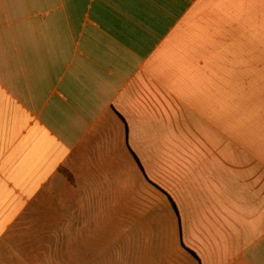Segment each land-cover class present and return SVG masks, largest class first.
Wrapping results in <instances>:
<instances>
[{"label":"crops","instance_id":"obj_1","mask_svg":"<svg viewBox=\"0 0 264 264\" xmlns=\"http://www.w3.org/2000/svg\"><path fill=\"white\" fill-rule=\"evenodd\" d=\"M71 194L92 264H264V0H0V244Z\"/></svg>","mask_w":264,"mask_h":264},{"label":"rangeland","instance_id":"obj_2","mask_svg":"<svg viewBox=\"0 0 264 264\" xmlns=\"http://www.w3.org/2000/svg\"><path fill=\"white\" fill-rule=\"evenodd\" d=\"M67 222L66 244L61 246L59 257V244L46 242V231L43 228L42 212H24L18 222L8 232L6 240L0 244V264H92L89 243H84V251L80 248L79 237L89 235V227L80 226L74 211V196L68 195V209L65 216ZM58 230H51L57 235ZM48 234V233H47ZM86 241V240H85ZM99 264H104V260Z\"/></svg>","mask_w":264,"mask_h":264}]
</instances>
